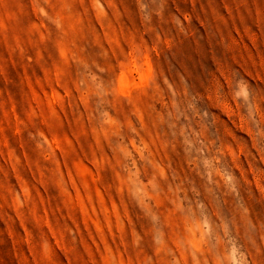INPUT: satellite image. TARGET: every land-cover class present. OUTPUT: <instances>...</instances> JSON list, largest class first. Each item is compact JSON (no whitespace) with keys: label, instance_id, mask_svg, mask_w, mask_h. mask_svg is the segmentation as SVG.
Instances as JSON below:
<instances>
[{"label":"rangeland","instance_id":"1","mask_svg":"<svg viewBox=\"0 0 264 264\" xmlns=\"http://www.w3.org/2000/svg\"><path fill=\"white\" fill-rule=\"evenodd\" d=\"M0 264H264V0H0Z\"/></svg>","mask_w":264,"mask_h":264}]
</instances>
